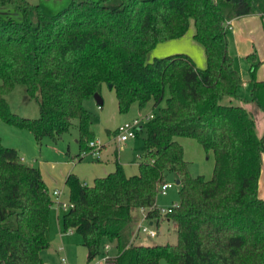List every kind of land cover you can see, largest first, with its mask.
Instances as JSON below:
<instances>
[{"label": "trees", "instance_id": "16d2710c", "mask_svg": "<svg viewBox=\"0 0 264 264\" xmlns=\"http://www.w3.org/2000/svg\"><path fill=\"white\" fill-rule=\"evenodd\" d=\"M22 20L0 16V118L31 131L40 141L57 140L78 121V158L95 139L84 100L103 85L115 92L119 113L136 103H152L143 123L144 154L138 172L115 168L91 184L76 173L65 177L72 206L62 216L65 229L81 235L87 259L114 242L115 264H264V198L258 195L264 136L240 105L223 104L242 80L228 52L227 18L252 11L264 17V0H72L56 15L27 0H0ZM204 49L197 67L184 53L154 58L159 43L186 34ZM252 61L251 97L264 112L260 62ZM39 105V117L12 112L6 100L16 85ZM178 137L197 141L214 158L210 178L192 175ZM173 172L179 201L165 216L176 226V241L154 244L131 240L134 211L161 216L158 186ZM52 193L37 167L0 139V264H44Z\"/></svg>", "mask_w": 264, "mask_h": 264}, {"label": "rangeland", "instance_id": "374dc122", "mask_svg": "<svg viewBox=\"0 0 264 264\" xmlns=\"http://www.w3.org/2000/svg\"><path fill=\"white\" fill-rule=\"evenodd\" d=\"M27 1L39 5L40 10L44 14L51 16L56 15L65 9L72 2V0ZM0 16L11 18L16 21L22 20L21 12L12 6L0 8ZM192 33H194V25L191 20L184 38H188ZM182 44L183 43H179V41H169L165 44H159L148 52L146 61L151 62L154 58L183 53V48L185 46ZM197 46L201 45L199 44ZM100 95L103 99V104L100 106L95 102L93 97L84 100L83 103L84 107L91 113V129L94 132L95 137L101 141V144H106V149L105 151L103 150V156L107 155L108 157H113L114 151L116 150L118 153V162L128 173H132L133 170L135 171L137 169L139 162L143 159L145 132L144 130H139L134 138L125 142H119L116 139V128L125 120H132L134 116L141 118L145 114L155 113V109L152 108V105L149 103L143 109H140L138 105L134 103L128 112L119 113L113 89H109L106 85H103ZM5 97L12 112L27 118L39 117L38 101L27 95L24 85H16ZM224 98L221 101L223 104L242 105L234 102H224ZM240 103L245 102L241 101ZM253 105L255 106V111L247 106L246 107L250 110V113L256 122V131L258 135L264 136V112L255 103H253ZM107 129L110 130L109 134L106 131ZM77 138V119L72 120V126L69 131L64 133L57 140L43 137L38 141L31 131L7 124L0 118V139L2 144L6 147L14 148L24 163L39 168L42 177L47 179L49 186L64 187V196L67 193V186L64 181L66 174L69 171L75 173V168L82 170L84 174H88L90 172L88 165H90L91 162L97 161L93 157L87 155L78 162L77 154L79 153V148ZM177 140L183 147L184 158L188 163L190 173L192 175L202 174L205 178H210L214 165L212 153H206L202 146L194 139L178 137ZM90 174L91 173L86 177L87 179L85 182L87 183H91L93 180V177ZM166 180L170 181L172 185L167 188L165 193L158 192L156 197L157 204L162 208H167L179 201V185L175 181V174L173 172H168ZM258 195L264 198V155L262 158ZM160 213L163 215L160 223L158 225L157 223L149 224L150 227L156 230L154 236H150L147 232L141 230L135 232V230V236L133 235L131 240L136 243L144 244L175 242L176 226L174 222L165 218V213ZM134 227L135 224L132 227V230H134ZM62 230H65L63 224ZM73 239L78 241H64L65 249L60 252L55 249L54 244H48V246L42 250L45 264H111L104 259L106 254L104 248H102L92 259L88 260L87 248L81 242V235L75 231ZM61 255H65V262H62ZM159 264L168 263L162 258L160 259Z\"/></svg>", "mask_w": 264, "mask_h": 264}, {"label": "crops", "instance_id": "0c3cea01", "mask_svg": "<svg viewBox=\"0 0 264 264\" xmlns=\"http://www.w3.org/2000/svg\"><path fill=\"white\" fill-rule=\"evenodd\" d=\"M226 21H229L231 25V29L228 30L229 33L227 35L228 52L233 58L234 68L238 71L241 77L242 83L238 87L236 91V95L226 96L227 98H224V102L239 103V104H242L241 106L244 107L245 109L248 107L255 111V106L253 105V103L256 104V102L251 97V89L253 87V79H252L253 76L251 73L252 61L248 58V56L250 54H254V62H260L254 73L255 80L264 81V17H261L260 14H258L255 11H252L247 14L227 18ZM193 34L194 33H192V35H190L188 38L187 37L184 38L185 37L184 35L180 38L168 40V41H165L159 44H165V43H168L169 41H179V43H183L182 45L185 46L183 48V51H184L183 53L187 54L192 59V61L197 67L203 68L205 66L204 64H206V57H205L204 49H203V46L193 38ZM197 43H199L201 46H197L199 45ZM106 87L108 88L107 85ZM241 101L245 103H240ZM149 104L152 105L151 102ZM248 108L246 110L250 112ZM135 117L137 116H134V118ZM106 131L108 134L110 133V130L107 129ZM105 149H106V144H102L100 157L97 159L94 158L97 161L91 162L90 165H88V168L90 170L89 173H91L90 175L93 177V179L96 176H102L112 171L115 168V161L116 160L118 161V153L116 150L114 151L113 157L112 156L108 157L107 155L103 156V152L105 151ZM84 156H87V155H81V158L77 159L78 162H80V160ZM124 171L126 172V174H134L136 173V171L138 172V167L135 171L133 170L132 173H128L125 170V168H124ZM75 173L83 181H85L87 179L86 177L89 176V173L84 174L82 170H79L76 168H75ZM44 180L48 186L49 191H52V189L54 188L61 189L62 191L61 198L64 200L66 199L68 200V188H67V193L64 196V191H65L64 187H56V186L51 187L49 186L47 179L44 178ZM91 183L89 182L88 184H91ZM56 204L57 203L54 202L50 209L46 235L49 240V244H54L55 249H57V251L60 252V251H63V249H65L64 243H63L64 241L70 242V241H78V240L73 239V234L75 232L73 229L72 230H68V229L62 230V216H63L65 209L59 204L57 205ZM156 206L161 207L157 204V200H156ZM134 214L136 215V222H135L134 230H132L131 235H130L131 239L134 235V231L136 230V224L138 221H142V222L146 221L148 224L157 223L158 225L161 221V217L163 216L161 214V216L154 217L152 219L143 218V212L140 210V208L136 209L134 211ZM165 218L169 220L168 217H165ZM42 250L40 252L41 256H42ZM105 252L106 254L109 255V258L106 259L105 261L111 264H115L114 263V256L116 254L115 243L114 242L108 243V247L105 249Z\"/></svg>", "mask_w": 264, "mask_h": 264}, {"label": "built area", "instance_id": "2783aa9c", "mask_svg": "<svg viewBox=\"0 0 264 264\" xmlns=\"http://www.w3.org/2000/svg\"><path fill=\"white\" fill-rule=\"evenodd\" d=\"M224 27L227 30L231 29L230 22L226 21L224 23ZM152 116H153L152 114H145L141 118L135 117L132 120L124 121L123 123H121L116 128L117 129L116 130L117 131V134H116L117 141L125 142L129 139L134 138L137 135V132L140 130L143 123H145V121L148 120L149 118H152ZM101 149H102L101 142L97 139H93V140L88 142V150L82 152V155H90L93 158L97 159L100 157ZM171 185H172V183L170 181H167V180L161 182L158 186V192L165 193L167 188L170 187ZM51 193H52L53 201L55 203L59 204L60 206H62L65 210L67 208H69L70 206H72V203L69 202L67 199L64 200L61 198V193H62L61 189L54 188V189H52ZM174 204H176V203H174ZM158 209L160 212L166 213V212L171 210V205L168 206L167 208L158 207ZM140 210L143 212V218H147L146 208L140 207ZM67 229L72 230V228H67ZM139 230L147 232L150 236H154L156 234V230L154 228L150 227L147 222L138 221L136 224V232ZM107 247H108V243H106L104 245V249H106ZM108 258H109V255L105 254L104 259L106 260ZM61 260H62V262H65L66 257L64 255L61 256Z\"/></svg>", "mask_w": 264, "mask_h": 264}, {"label": "water", "instance_id": "95a60500", "mask_svg": "<svg viewBox=\"0 0 264 264\" xmlns=\"http://www.w3.org/2000/svg\"><path fill=\"white\" fill-rule=\"evenodd\" d=\"M107 86H108V88H111V85H110V84L107 85ZM93 98H94L95 102H96L99 106L102 105L103 100H102V97H101L100 94L95 93V94L93 95ZM175 181H176L177 184H179V179H176Z\"/></svg>", "mask_w": 264, "mask_h": 264}]
</instances>
